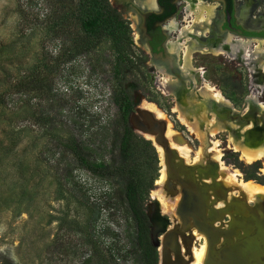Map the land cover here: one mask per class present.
<instances>
[{"label":"rangeland","instance_id":"obj_1","mask_svg":"<svg viewBox=\"0 0 264 264\" xmlns=\"http://www.w3.org/2000/svg\"><path fill=\"white\" fill-rule=\"evenodd\" d=\"M111 2L118 5L117 0ZM211 4L221 6L219 2ZM177 5L178 11L173 18L182 20L187 4L185 0H179ZM116 7L124 17L130 20L136 17L135 9ZM58 8L57 0H0V264L4 261L8 264H82L87 251L83 234L90 230L93 210L83 200L84 195L72 193V183L77 181L78 187L82 184L91 199L108 186V181L76 168L71 157L61 153L60 145L53 133L46 129V120L41 117L44 114L54 120L56 134L67 136L74 132L86 141L91 150L90 156L96 161L108 159L114 154V119L119 115L115 90L120 85L114 74L115 52L109 41H103L96 49L70 62L53 61L70 41L69 37L58 38L53 32ZM131 26L135 66L127 69L121 79L132 90L134 105L146 107L152 104L161 111V118L166 119L167 126L170 124L176 133L173 142L189 148V155H184L186 163L204 164L208 156L216 161V180L227 193L226 198L231 199L235 195L251 205L261 202L255 197H244L236 189L232 190L227 182L231 175L238 173L235 175L237 179L264 184L262 160L246 163L239 152L224 149L228 143L224 141L225 132L215 133L211 140V135L206 133L205 141H202L181 121L174 110L181 102L176 92L172 87L167 89L156 82L158 77L163 83L167 74L157 69L159 65L151 60L142 45L136 44L134 34L138 29ZM193 55L197 60L195 65L206 71L205 78L220 84L215 86L221 88L225 93L221 91L223 96L235 101L238 108L250 93L248 74L251 70L248 66H236L234 60L221 55L205 52ZM49 65L53 70L47 68ZM30 71L36 78H47L52 92L13 94L10 99L7 98L11 101L7 105L2 102V95L7 93L12 79L28 80ZM227 75L240 76L244 85L229 84ZM198 88L199 97L195 91L188 90H184L182 97L194 96L198 101L205 102L207 94L201 85H196L195 89ZM252 94L264 102V85H255ZM186 106L181 103V107ZM205 108L207 111L200 122L201 128H206L212 120V128L221 130L220 119L215 115L209 116L208 108ZM189 118L194 120L192 116ZM11 145L15 146V155H4ZM198 151L201 152L200 158ZM158 165L160 176L161 159ZM247 175L252 178L246 179ZM154 184L146 201V210L149 217L156 220L153 219V224L151 222L152 240L156 243L164 230L162 213L169 214L173 222L174 217L164 210L155 193L160 190L161 184L157 181ZM221 200L217 204H224ZM262 207L264 209V204ZM96 230L100 247L112 249L116 254V258L106 264H140L134 250L133 227L123 213L104 209ZM200 234L204 239L197 238L194 242L196 247H200L204 240L206 242L205 235Z\"/></svg>","mask_w":264,"mask_h":264},{"label":"trees","instance_id":"obj_2","mask_svg":"<svg viewBox=\"0 0 264 264\" xmlns=\"http://www.w3.org/2000/svg\"><path fill=\"white\" fill-rule=\"evenodd\" d=\"M57 18L52 25L56 37H69V45H65L54 57L53 61L70 62L77 56L87 54L96 49L103 41H109L115 52L113 63L114 74L119 79V89L115 90V101L119 108L114 131V154L108 159L96 161L90 154L86 141L74 132L67 136L56 134L57 126L53 119L42 114L46 120L44 126L50 130L61 147V153L71 157L76 168L91 175L100 176L108 181L104 192L91 199L83 186H77L73 180L72 193L85 196L83 200L93 210L90 230L84 233L87 247L82 264H106L115 259L112 249H103L98 242L96 225L104 209L120 211L129 219L134 232L135 255L140 264H159L158 247L152 240V224L146 210V201L150 191L155 187L159 177V158L152 141L137 133L129 123V115L134 109L132 90L124 85L121 79L127 69L133 68V38L130 21L113 5L111 0H57ZM50 70L53 68L49 65ZM49 70V71H50ZM31 77L28 80L19 77L12 79L7 93L2 95V102H11L13 94L51 93L53 88L48 79ZM15 103V102H14ZM45 116V117H43ZM48 118V119H47ZM6 148V147H5ZM5 154L14 153L15 146L6 148ZM252 176L246 177L250 179ZM74 179V177H73ZM3 264H8L4 261Z\"/></svg>","mask_w":264,"mask_h":264},{"label":"flooded vegetation","instance_id":"obj_3","mask_svg":"<svg viewBox=\"0 0 264 264\" xmlns=\"http://www.w3.org/2000/svg\"><path fill=\"white\" fill-rule=\"evenodd\" d=\"M178 1L154 0V4L150 7L148 5H140L136 0H117L118 5L127 9H135L133 10L136 16H134V19L130 20L126 17L130 21V25H133L136 20L134 28L138 29L136 31L139 33V41L135 40V42L142 45L151 60L159 65L157 66L159 71H165L168 77V85H185L182 88L183 91H195L199 97V88L195 89V87L196 85L202 86L204 80L212 82L216 86L220 84L205 78L206 71L202 67L195 65L197 60L194 59V53L205 52L214 56L221 55L229 58V60H234L236 66H247L241 56L248 54L250 63H256L258 68V71H250L248 74L249 95L245 96L238 108L236 102L230 100L226 95H224L226 97L225 100L227 99L228 101L224 102L211 98L208 105V115H215L216 118L220 119L217 120L220 121L222 128L217 132H225L224 141L228 142L224 149L229 148L234 152H239L235 150L234 142L239 143V145L262 146L264 148V108L260 105V100L258 98L255 99L253 97L254 94H252L255 85H264V69L261 66V64L264 65V0H205L207 5H212L215 8L209 20L210 22L208 19L199 21H193L191 18L186 19V15H184L182 20L173 18L178 11ZM185 2L187 4L185 8L186 14L188 2L187 0ZM218 2L222 7L211 4ZM192 4L195 6V1ZM120 12L122 13V11ZM239 41L250 43L246 53L244 50L239 49L237 51V54L240 55L239 57L230 55L232 53L231 43H238ZM261 61L263 63H260ZM240 76L227 75L229 84L244 85L240 81ZM156 82L159 85H164V83H160L158 77ZM218 88L221 90L220 87ZM223 94L225 93L223 92ZM210 137L212 135L209 136L211 140ZM224 141H221V143ZM180 156L183 157L182 155ZM208 159H211L210 156H208ZM211 162L215 164L213 166L217 169L216 161L211 159ZM199 179H202V177ZM203 181L206 182V180ZM216 181L219 189L220 184H218V180ZM219 191L222 192V189L220 188ZM220 199L224 201V204L219 205L216 203ZM230 202L231 199L226 198V196L224 198L211 196V199H209V204L212 208L211 217L214 218V221L211 222L213 231L221 233L229 228L228 226L231 222L235 221L239 225V234L243 235L242 228H252L251 235H257L259 228L262 227L263 229L264 227V218L259 213H256L255 217L241 213H235L233 216L225 213L223 209ZM162 215L165 220L162 227L167 229V226L174 222L169 214L162 213ZM149 218L153 224L154 217L150 216ZM154 221L156 220L154 219ZM225 246V240L220 235L218 241L211 247L212 261L223 260V249Z\"/></svg>","mask_w":264,"mask_h":264},{"label":"water","instance_id":"obj_4","mask_svg":"<svg viewBox=\"0 0 264 264\" xmlns=\"http://www.w3.org/2000/svg\"><path fill=\"white\" fill-rule=\"evenodd\" d=\"M129 123L134 130L152 141L157 153V146L162 148L166 169L164 193L169 196L180 194L175 207V215L178 216L179 222L164 229L160 240L153 242L158 247L159 264H187L189 262L190 258L186 256L190 254L194 238L192 228H196L206 238L207 250L203 264H264V227L263 229L260 227L259 233L253 236L251 235L252 228H242L244 233L239 234V225L235 221L231 222L229 228L221 233L211 228L214 218L211 217L212 208L209 199L211 196L227 197V193L223 189L220 192L217 187L216 167L212 165L214 163L211 159L200 165L186 163L177 150L170 145L166 136V119L157 116L146 107L135 106L129 115ZM201 177L202 179H199ZM257 199L261 202L251 205L234 195L223 211L232 216L235 213H241L255 217L256 213H259L264 218L262 207L264 196L259 195ZM220 235L226 244L223 249L224 258L222 261H212L211 247L218 241Z\"/></svg>","mask_w":264,"mask_h":264},{"label":"bare ground","instance_id":"obj_5","mask_svg":"<svg viewBox=\"0 0 264 264\" xmlns=\"http://www.w3.org/2000/svg\"><path fill=\"white\" fill-rule=\"evenodd\" d=\"M136 1L140 5H148L150 7H151V5L154 4V0H136ZM193 1H195V6H193V4H192ZM187 2H188V6H187L188 9H187V12L185 14L186 19L191 18L193 21L205 20V19H208V17H209L208 21L211 19V15L214 13V9H215L214 6L207 5L205 0H187ZM211 8H212V10H211ZM135 23H136V20L134 21L133 26H135ZM135 35H136V40L139 41V34L137 31L135 32ZM249 44L250 43L247 41H239L238 43H236V42L231 43L232 53H230V55H235V56L239 57L240 55L237 54V51L239 49L244 50L246 53L247 48L249 47ZM241 57H242L243 61L247 64V66H249V69L252 72L258 71L256 63H253V62H252L253 64L250 63L248 54H244V56H241ZM189 61H190V59H189ZM260 63H263V62L261 61ZM261 66L264 69V65L261 64ZM167 82H168V77L166 76L165 78H163V83H164L165 87L167 89L172 87L173 90L176 92L178 99L181 101L174 108V110L176 112H178V116L181 119V121L184 124H186L188 126V128L192 132H194L202 141H205L206 133H208L209 135H214L218 129L216 130L215 128H212V126L214 125L212 120H211V123L205 124V125L208 124L206 128H201L202 126H201L200 122H202L204 120L203 115L207 111L205 106L208 108L207 105H209V102H210L209 101L208 104L206 103L208 99L210 100L212 97V98H214L218 101H221V102L226 101L221 90H219L212 83L204 80L203 85H202V89L204 90V92L207 94L208 97L206 96V98L204 100L205 102L202 103V102L198 101L194 96H191V98H190V96H188L189 98L188 97L185 98V96L182 97L184 94V91L182 90V88L184 87L183 85H172L171 86V85H168ZM168 91L171 92V90H168ZM253 97H255V99H256L257 95H253ZM182 102L184 103V105L186 104L187 106L181 107ZM260 105L264 108V102H260ZM146 108L152 110L159 117H161V114H162L161 111H159L154 105L148 104V105H146ZM189 116L190 117L192 116V118L194 120H190ZM203 127H204V125H203ZM175 134H176L175 131L172 128H170V124H168V126L166 128V136L170 140L169 141L170 145L173 148H175L176 150H178L180 153H182L183 157H184V155L188 156L189 155L188 146H186L185 144L179 145L176 142H173ZM146 136L149 137L148 135H146ZM150 138L153 139L152 136H150ZM213 142H215V141H213ZM234 148H235V150L239 151L240 158L242 160H244L246 163H253L257 160H262L263 169H264V148L262 146H255L254 147V146H247V145H239V143L234 142ZM157 149H158V154H159L160 159H161V165L162 166H161V174H160L159 178H157V180H156L157 184H161V188L159 191H156L155 193L159 197L164 210L171 212L173 214L174 223L176 224L179 222L178 217L175 215V207H176L177 201L179 199V194L176 196H169V195H166L163 191V184H164V181L166 179V169H165L164 159H163V150L160 146H157ZM201 152L204 153L203 150ZM201 152L198 151L199 158L201 157ZM180 153H179V155H180ZM198 156H195L194 158H196ZM218 158H219V155H217V159ZM212 165H215V164H212ZM237 174H235V175H237ZM235 175L234 174L231 175V177L229 178V181L227 182L229 187L232 188V190L236 189V191L240 192L242 195H244V197L246 196L247 198H250V199L254 198V197L258 198L259 195L264 196V184H261V183H258V182L252 181V180L237 179L238 177H236ZM221 201H223V200H221ZM221 203H223V202H221ZM218 204H220V202ZM192 232L194 234V238H193L194 240L192 242L190 254H188L186 256L187 258L188 257L190 258V260L187 264H203L204 259H205V255H206L207 244L204 240L203 243L200 245V247H196L194 245L195 240L197 238L204 239V236L200 234L201 232L200 233L196 232L194 228H192Z\"/></svg>","mask_w":264,"mask_h":264}]
</instances>
